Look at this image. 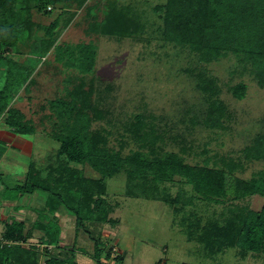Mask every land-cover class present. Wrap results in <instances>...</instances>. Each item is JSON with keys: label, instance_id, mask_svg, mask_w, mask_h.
Masks as SVG:
<instances>
[{"label": "rangeland", "instance_id": "374dc122", "mask_svg": "<svg viewBox=\"0 0 264 264\" xmlns=\"http://www.w3.org/2000/svg\"><path fill=\"white\" fill-rule=\"evenodd\" d=\"M10 1L0 13V29L9 34L16 27L13 36L18 40L7 46L0 33V105L7 102L0 131H27L20 133L24 139L20 147L30 156L0 148V239L7 229L1 220L5 208L12 212L9 220L21 212V220L31 222L41 212L45 223L52 222L51 214L43 210L47 195L38 198L19 188L27 186L30 164L45 177L50 164L58 163L61 134L86 126L84 136L104 135L99 146L104 154L98 162H103L105 152L123 158L141 152L152 160V146L145 148L144 141L161 137L155 153L174 152L191 166L224 170L228 193L203 198L181 177L159 182L152 175L147 181L136 175L132 180L130 172L115 173L109 164L101 167L111 174L107 177L87 162L90 153L83 163L63 155L61 161L69 169L81 179L100 180L106 191L97 199L102 206L100 220L87 221L82 228L67 214L65 225L72 238L66 237L67 246L55 250L54 256L70 258L80 250L84 256L76 260L89 264L86 255L95 253L99 259L97 242L103 241L100 263L105 264H120L118 259H123L122 264H264V235H259L257 255L243 258V246L235 245L237 236L231 232L244 214L264 207L261 194L235 198L233 193L240 180L264 172L260 139L264 136V6L260 5L264 0H252L256 4L246 8L243 31L234 37L240 55L229 52L215 58L176 24L175 0H87L82 7L70 0L56 5L48 0ZM109 4L131 20L124 29L107 30ZM218 8L224 18L219 23H227L233 12ZM9 15L18 19V25L10 23ZM217 32V40L229 34L225 31L220 37ZM50 38L57 39L62 53L54 47L38 54L44 50L40 43ZM78 46H90L91 53L80 54ZM66 105L73 108L72 118L64 110ZM213 106L224 109L221 117ZM10 109L22 114L20 130L13 131L5 122ZM4 151L15 156H3ZM130 182L137 186L129 188ZM105 212L106 222L102 221ZM184 212L200 219L198 236L204 242L190 240L184 233ZM231 217L235 221L222 222ZM39 236L35 232L31 245L39 243ZM210 240L216 254L205 250ZM230 244L234 245L227 247ZM222 245L227 248L221 250Z\"/></svg>", "mask_w": 264, "mask_h": 264}, {"label": "trees", "instance_id": "16d2710c", "mask_svg": "<svg viewBox=\"0 0 264 264\" xmlns=\"http://www.w3.org/2000/svg\"><path fill=\"white\" fill-rule=\"evenodd\" d=\"M8 1L9 0H0V13L4 12L2 10L7 7ZM181 1L183 0H175L178 18H174L176 19V24L178 21V26L182 27L181 29L186 34V37L189 36V40L196 39L198 43H200L203 52L210 58L226 55L229 52L240 55V52L235 51L238 49L237 46L239 44L234 40V37L243 31L241 20L246 22V8L252 4L255 5L256 2L252 0L248 1L249 3H245L243 0H216L217 4H214L215 0H187L188 3L183 5L185 2ZM12 2L11 0L10 3ZM61 2H64V0H48L50 5H56ZM70 2L82 7L86 4L87 0H70ZM180 3L182 4L180 5ZM109 5L110 12L106 16L109 21V24L106 25L107 30L114 28L119 31L121 28L124 29L125 25L128 26L131 20L124 16L125 14L117 8L115 4ZM260 5L264 6L263 3ZM219 6H223L229 9L230 12H233L229 21L225 24L219 23L224 21V18L222 20L223 11L219 10ZM9 17L11 19V24L17 23L18 19H16V17H13V15H9ZM16 25H18V23ZM200 27L206 29L213 28L211 32H207L206 34V29L205 32H203ZM15 28H13V31L17 34ZM13 31L8 34L5 28L4 30L0 29L1 36L4 38L7 46H14L17 43L18 39L16 38V34L13 36ZM216 31L220 33V37L223 36L225 31H228L229 34L217 40V37H215ZM203 39L205 40L204 42ZM56 43L57 39L55 38H50L40 43V45L44 47V50L38 51V54L42 53V55H44L46 50L47 52L51 51L54 47L56 51L62 53L60 45ZM262 44H264V42ZM42 46L39 47L40 50H42ZM261 47L262 46H260V49ZM90 48V46H78V51L82 55H88L91 53ZM6 107L7 102H5L4 105H0V121L2 120L1 114L5 112ZM65 107L64 110H69L67 113L71 115L72 118L74 113L73 108L69 105ZM62 108L63 106L61 109ZM222 112H224V109L217 107L216 114L218 117L223 115ZM21 115L22 114L14 109L8 111L5 122L13 131L20 130V127H24L19 123L20 120H18V118H22ZM140 128L142 129V126H140ZM20 131L22 134H26L27 132L23 129ZM85 131L86 126H82L80 130H74L73 128L66 136H64L65 133L60 135L61 137L58 139H60L62 146L56 157L59 161L56 164H50L47 170L48 173L45 177L38 176L40 174L33 171V166L31 164L27 186L20 187L19 189L23 190V194L33 195L36 192L46 194L43 210L51 214L52 219L50 220H52V222L45 223L43 221L45 218L42 217L41 212H36V219L31 222L27 220L19 221L17 219H12L8 222L6 225V232L0 239V264H78L75 254H72L70 258L53 255L55 250L62 249V228L58 224L60 216L62 214H68L75 217L77 227L81 225L82 228L86 227L84 225L87 221L100 220L101 217L99 216L102 215H100L99 212L102 206L100 203L101 201L97 199L103 197L105 194L106 184L100 180L96 181L88 178L81 179L76 170L69 169L68 164H64L61 161L63 155L66 156L68 161H82L81 163H83L86 161L83 160L87 156L86 153H90L87 162L98 172L102 173L103 176L107 177L111 174L107 172V170H104L105 168L101 167L109 164L114 167L112 171L115 173L118 172L119 169H125L130 172L129 176H131L132 180H135L134 178L137 177L136 175L141 176V179H144V181H147L149 179L148 176L152 175L156 180L158 179L159 182L181 177L193 187L198 196L203 198H222L228 193L226 189V172L224 170L210 169L206 166H191L187 164L180 155L174 152L165 156L155 153L157 150L155 149L156 151H154L153 148L158 141H161V137L156 138L155 136L151 140L148 137L146 143L144 141L145 148L150 149L148 146L150 144L152 146L154 154L152 160L146 158L145 154L141 152L134 153L125 158L121 157L119 153L105 152L106 155L103 156V162H98L99 157L104 154L103 150L99 148L101 139L104 138V135L102 136L98 133L96 137H87L84 136ZM92 138L93 140L90 141ZM260 139L261 142L264 141V136ZM104 145H106V140L104 141ZM257 146L263 145L260 144ZM133 182H130L129 188L134 186V184L136 185V183L133 184ZM143 192H145V190ZM233 193L235 198H245L246 196L257 193L264 197V172H261L256 178L251 180H240L235 185ZM189 198H193V196ZM106 216L107 212H105L104 217H102V219H104L102 221L106 222ZM194 218V214H187L184 212L181 218V225L185 228L184 233L189 236L190 240H197L202 243L205 240L201 239L199 237L200 235L198 236L200 219L194 220ZM224 221L232 222L235 220L234 217H231L228 219L224 218L222 222L225 223ZM27 224L32 226V228L28 230ZM57 225V229H54V226ZM84 230L86 232L87 229ZM35 232L40 235L38 238L39 243L37 245H31ZM231 232L233 235L237 236L238 243L234 244L243 246V248L241 247V255L243 258H246L249 253L257 255V247L261 242L259 235H264V207L261 212L244 214L239 223L237 221L235 222V226L231 229ZM87 233L89 232L87 231ZM262 238V243H264V237ZM97 243L99 246L97 249L99 250L96 251L100 254V258L98 259V255L96 256L95 253L93 258L98 264H102L100 263L102 254L101 247L106 244L103 241ZM212 244L213 240L207 241L205 250L216 254L214 250H211ZM234 244H230L227 247L230 248ZM227 247L222 245L221 250ZM72 250H76V248L74 247ZM39 257L42 258V260H40ZM118 263L122 264L123 259H118Z\"/></svg>", "mask_w": 264, "mask_h": 264}, {"label": "crops", "instance_id": "0c3cea01", "mask_svg": "<svg viewBox=\"0 0 264 264\" xmlns=\"http://www.w3.org/2000/svg\"><path fill=\"white\" fill-rule=\"evenodd\" d=\"M22 137L23 136L21 134L13 133V132H11V130L0 131V148L3 147L6 151H7V148H9L13 152H18L17 150H19V152L21 154L28 155V153H26L20 147L21 144H22V142L24 141V139ZM12 151L9 152V155H7V152L4 151L3 156L5 154L6 157H14L15 156V153H13ZM28 156H30V155H28ZM29 166L31 167V164ZM0 189H2V188H0ZM4 196H5V194L2 196V198H4ZM36 196L39 198L41 196V192H36ZM14 211H15V209H14ZM11 213L12 212L9 209H7V208H5V211H2V214L1 215H2L3 219H1V220H3L5 222V224H7V222H10L13 219V217H14V219H17V220L21 221V218H20L22 216V213L21 212L18 213V214L13 213V214H16V215H12L13 216L12 219L9 220V218H11L10 217V214ZM6 217H8V218H6ZM67 217H69L67 214H62L60 216V220H59V224H60V226L62 228V233H61V239H62V242L61 243H62V245L66 244L64 242L65 239H66V237H69L70 239L72 238V233H69V231L66 228L67 225H65L66 224ZM70 217H72V216H70ZM28 227H30V225ZM74 239H75V237H74ZM64 246L66 247L67 245H64ZM77 251H79L78 252L79 254L76 255V259H78L80 256H84V255H81V253H80L82 251H80V250H77ZM86 256L88 258H90L89 264H93V262L91 261V259L93 258L92 253L90 254V257H89V255H86ZM76 261H77L78 264H82V263L78 262V260H76ZM102 264H105V263L102 262Z\"/></svg>", "mask_w": 264, "mask_h": 264}]
</instances>
